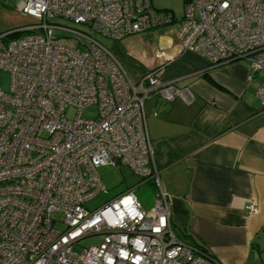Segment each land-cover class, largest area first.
<instances>
[{"label": "built area", "instance_id": "1", "mask_svg": "<svg viewBox=\"0 0 264 264\" xmlns=\"http://www.w3.org/2000/svg\"><path fill=\"white\" fill-rule=\"evenodd\" d=\"M18 10L36 24L0 33V70L10 76L0 89V264H220L175 235L146 127L147 100L189 104L191 91L162 80L161 67L131 81L94 38L168 27L171 13L151 0H26ZM176 23L180 46L210 68L245 60L250 74L264 73V0H188ZM256 96L264 111V79ZM91 107L95 118H84ZM105 165L151 182V207L127 190L86 209L107 192Z\"/></svg>", "mask_w": 264, "mask_h": 264}, {"label": "crops", "instance_id": "2", "mask_svg": "<svg viewBox=\"0 0 264 264\" xmlns=\"http://www.w3.org/2000/svg\"><path fill=\"white\" fill-rule=\"evenodd\" d=\"M177 30L157 28L145 40L128 36L114 41V52L131 81L161 67L157 76L192 93L189 104L157 98L144 103L175 235L220 264H247L252 240L264 230V111L256 96L264 73L250 74L245 60L210 68L180 46ZM251 205L257 214L245 213Z\"/></svg>", "mask_w": 264, "mask_h": 264}, {"label": "rangeland", "instance_id": "3", "mask_svg": "<svg viewBox=\"0 0 264 264\" xmlns=\"http://www.w3.org/2000/svg\"><path fill=\"white\" fill-rule=\"evenodd\" d=\"M17 1L19 0H0V33L7 32L13 29L26 28L28 26L36 24V22L26 16L20 14L18 10ZM26 2V0H22ZM188 0H151V5L156 10H165L171 13L176 22L180 21L184 13V5ZM174 22L173 27H177L178 23ZM59 24L66 27L74 28L80 31L86 30L84 26H76L70 22L59 20ZM33 33L38 34V30H33ZM32 33L24 32L23 35H29ZM155 31H148L143 34H139L144 40L145 38H152L155 35ZM94 38L106 49L111 51L115 56L113 45L114 41L108 40L100 35H95ZM262 73V72H261ZM134 81V80H133ZM10 85V76L8 73L0 70V89L7 91ZM95 108H87L83 111L82 116L86 119L95 118ZM74 113L69 111L67 113L68 118H72ZM98 174L106 193L100 192L93 199L85 203V208L89 211H94L100 208L104 203L112 200L117 195L121 193L132 190L135 196L138 198L139 202L143 206L145 205L151 207L155 188L150 189L146 185L138 186V179L135 177L131 171L125 167L120 166L115 168L111 165H105L98 169ZM149 207V208H150ZM100 237L88 238L82 241V246L89 244H97L100 242ZM253 245V255L249 259L247 264H264V230L259 232L252 240Z\"/></svg>", "mask_w": 264, "mask_h": 264}, {"label": "trees", "instance_id": "4", "mask_svg": "<svg viewBox=\"0 0 264 264\" xmlns=\"http://www.w3.org/2000/svg\"><path fill=\"white\" fill-rule=\"evenodd\" d=\"M199 249H201V248H199ZM201 250H203V251H205L204 249H201ZM206 252V251H205ZM210 255V254H209Z\"/></svg>", "mask_w": 264, "mask_h": 264}, {"label": "water", "instance_id": "5", "mask_svg": "<svg viewBox=\"0 0 264 264\" xmlns=\"http://www.w3.org/2000/svg\"><path fill=\"white\" fill-rule=\"evenodd\" d=\"M172 210H174V207L172 206Z\"/></svg>", "mask_w": 264, "mask_h": 264}]
</instances>
